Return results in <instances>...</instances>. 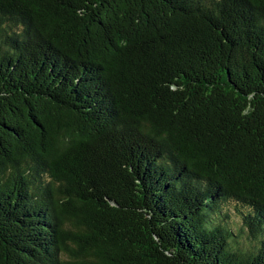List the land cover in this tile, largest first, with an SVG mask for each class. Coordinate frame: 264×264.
<instances>
[{
  "label": "trees",
  "instance_id": "obj_1",
  "mask_svg": "<svg viewBox=\"0 0 264 264\" xmlns=\"http://www.w3.org/2000/svg\"><path fill=\"white\" fill-rule=\"evenodd\" d=\"M0 264H264V0H0Z\"/></svg>",
  "mask_w": 264,
  "mask_h": 264
},
{
  "label": "water",
  "instance_id": "obj_2",
  "mask_svg": "<svg viewBox=\"0 0 264 264\" xmlns=\"http://www.w3.org/2000/svg\"><path fill=\"white\" fill-rule=\"evenodd\" d=\"M147 217L149 218V215H147ZM154 237V236H153Z\"/></svg>",
  "mask_w": 264,
  "mask_h": 264
}]
</instances>
